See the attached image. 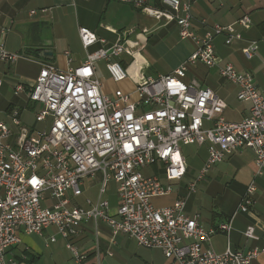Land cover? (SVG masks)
<instances>
[{
  "label": "built area",
  "instance_id": "built-area-1",
  "mask_svg": "<svg viewBox=\"0 0 264 264\" xmlns=\"http://www.w3.org/2000/svg\"><path fill=\"white\" fill-rule=\"evenodd\" d=\"M119 1L158 20L175 22L180 38L193 41L195 51L171 74L145 80L132 94L121 89L108 94L96 71L98 62L105 61L114 83L127 79L118 59L131 53L122 37L113 46L88 54L79 66L60 70L51 63L42 64L27 91L28 103L38 106L35 124L42 127H23L21 107L7 110L17 132L0 121V264H19L12 250L21 243V235H43L51 228L66 242L74 264H85L86 257L69 240L82 224L98 221L114 237L125 235L139 247L161 251L169 264H253L264 256V245L246 252L227 249L217 253L208 244L217 233H230L237 212L250 211L254 181L246 187L230 221L217 228L206 229L198 215H188L184 197L177 196L160 207L153 203L171 197L187 176L189 167L181 145L205 146L208 154L197 178L186 185L190 195L214 166L238 149H250L255 176L264 174V94L252 73L238 72L231 63L220 66L214 46L218 37L228 47L241 42V32L235 25L203 23L207 29L196 35L192 28L195 0H163L166 9L161 10L148 7L147 0ZM249 19L243 15L236 24L247 30ZM79 38L85 50L105 43L84 27L79 28ZM257 51L256 41L241 49L246 60ZM19 59L30 60L0 45V62L10 65ZM197 64L209 70L218 68L219 75L237 88V100L250 104L247 117L228 121L224 115L227 104L213 90L185 82L187 72ZM2 84L0 79V88ZM25 90L21 84L15 87L16 93ZM150 168L151 174L144 175L142 170ZM96 174L101 178L97 200L86 199V207L74 205V199L83 194L84 179ZM111 182L117 185L115 206L103 199ZM243 234L259 239L254 226ZM49 241L55 243L56 236Z\"/></svg>",
  "mask_w": 264,
  "mask_h": 264
},
{
  "label": "crops",
  "instance_id": "crops-1",
  "mask_svg": "<svg viewBox=\"0 0 264 264\" xmlns=\"http://www.w3.org/2000/svg\"><path fill=\"white\" fill-rule=\"evenodd\" d=\"M146 5L156 10L166 9L163 0H147ZM32 11H35V14L32 15ZM192 14V28L199 36L203 35L206 26H236L242 34L241 42L228 47L224 44L223 37L215 40L214 46L221 60L220 66L231 63L238 72L252 73L259 92L264 94V0H195ZM243 15H248L251 20V26L247 30H242L236 24V20ZM80 27L91 29L105 43H96L85 50L79 38ZM173 32H176V35L172 36ZM120 37L131 53L118 59L126 71L127 79L121 83H114L110 77L105 79L99 62L96 65L97 76L99 79L102 77L104 90L108 94L116 89L132 94L135 87L145 80L171 74L195 51L193 41L180 38L175 22L158 20L140 8L119 0H0V45L3 44L11 54H23L30 59H19L10 65L0 62V79L3 83L0 88V104L3 101L8 102L9 109L14 108L13 100L21 103L15 97L16 85H23L26 90L22 93L27 96V91L38 78L42 64L51 63L60 70L79 66L87 59L88 54L113 46ZM253 41L259 42L258 51L251 60H246L241 49ZM44 53L48 55L44 56ZM66 53L69 54L68 57ZM68 58L71 59L70 63ZM227 59L230 62L226 61ZM158 63L162 65L159 66ZM157 65L158 68L155 69ZM201 66L203 65L197 64L189 69L184 79L187 84L195 83L207 87L194 77L198 75L196 71ZM104 69L106 70L105 64ZM209 71H215L216 75L220 76L218 68ZM151 72L155 74V78L146 76ZM210 89L227 104L224 115L228 121L240 122L249 115L250 104L237 100V88L232 83L227 89L220 86L219 92ZM25 104L27 105V102ZM25 104L20 107H26ZM210 171L214 176L213 180H223L227 184L223 189L224 196L215 202L217 209L213 207L216 212L202 214L199 209H190V201L193 204L194 200H198L185 189L186 185L193 181L191 178L176 185L174 194L165 204H171L177 196L184 197L187 200L188 215H198L199 222L206 229L217 228L220 224L230 221L239 208L246 187L254 181L256 192L250 211L237 212L231 220L230 233L214 235L208 248L217 253H224L227 249L246 252L254 247H262L264 174L255 176L253 152L250 149H238L225 156L223 162ZM86 180L88 187H93L99 185L101 178L96 174L95 177L84 179V186ZM203 182L206 188L213 185L211 178L210 181ZM195 207L201 209L202 205L198 203ZM248 226L255 227L258 240L244 236ZM56 233V229L51 228L43 235H21V243L13 248L12 256L19 264H74L73 253L66 248V242ZM54 235L56 242L50 243L49 239ZM69 242L86 257L85 264H169L168 261L160 262L148 251H141L149 249L139 247L128 236L114 237L109 227L101 221L96 224H82L77 235ZM137 255L140 263L133 261ZM253 264H264V256L257 258Z\"/></svg>",
  "mask_w": 264,
  "mask_h": 264
},
{
  "label": "rangeland",
  "instance_id": "rangeland-1",
  "mask_svg": "<svg viewBox=\"0 0 264 264\" xmlns=\"http://www.w3.org/2000/svg\"><path fill=\"white\" fill-rule=\"evenodd\" d=\"M176 35V32H173L174 36ZM216 40V39H215ZM216 43V41H214V44ZM258 46H259V42ZM243 59V58H242ZM229 61L230 60H226ZM104 64L105 61H100L99 65H101V70H102V74L104 76L105 79L109 78L110 75L108 72H106V70L104 69ZM158 65H162L161 63H158ZM158 65L155 66V69L158 68ZM196 74L194 77L199 80L200 82H202V84L204 86L213 88L215 91H218L220 86H223V88L227 89L228 87H230L231 83L226 81L225 79H223L222 77L216 75L217 73L215 71H209L208 68H206L205 66H201L198 67ZM148 76H152V77H156L154 73H149L146 75ZM191 77H193V75H189ZM220 78H222L223 80H221ZM102 80V77H101ZM105 84V82H104ZM15 92V91H14ZM219 92V91H218ZM16 93V92H15ZM16 95V96H15ZM14 96L17 97L18 100H20L21 103H18L16 101H12L14 103V107L18 108L21 105L25 104L26 102L28 103V96H26V94L21 93H16ZM12 97V96H11ZM15 97H13L14 99H16ZM26 107H24V111L20 117L21 123L23 127L26 128H32V127H36L38 129H40L42 127V125L40 124H35V113L38 110V106L34 103H28L27 105L25 104ZM9 107V103L8 102H1L0 104V121H4L8 124V126L11 128V130L13 132H17V128L15 126L12 125V122L9 118V116L7 115V109ZM181 150L184 153V155L186 156L187 159V163H188V173L187 176L185 178V181L190 180H195L199 174V172L201 171V169H203V166L205 164V161L208 157L207 154V149L206 147H199L196 145H189L188 146H183L181 145ZM144 175H150L152 172V169H144L142 170ZM211 173V171L209 172ZM207 175V177H205V180L203 181H210V178L213 181V185L209 188H206V185L203 181H201L200 183L197 184V188H196V193L193 194V197H197V202L194 200L193 204L189 203V207L192 210H198L200 211L202 214H209L210 211H214L216 212L214 208L215 207V202H217V200L219 198H221L222 196H224V186H226L227 184L223 181H216L213 180L214 176H212V173ZM88 180L85 181V186L82 188L83 191V195L80 197H77L74 199L73 204L77 205L79 207H86V199H89L93 202H95L97 200V196H98V191H99V186L98 185H94L93 187H88ZM183 182V181H182ZM183 184V183H182ZM110 186L108 187V193L106 195L103 196V199L109 200L112 206H115L117 204V194H116V188L117 185L114 182H111L109 184ZM186 189V187H185ZM169 199H160V200H154L153 203L154 205H156L157 207H160L162 204H164L165 202H168ZM199 203V205H202V208H196L195 206ZM192 207V208H191ZM217 209V208H216ZM136 244V243H135ZM141 251H148L149 254H154V256L162 263H165L167 261H165V257L162 255V252H153V251H149V250H141ZM140 255V254H139ZM136 260H133L134 263H140V259L138 258V255L135 257Z\"/></svg>",
  "mask_w": 264,
  "mask_h": 264
},
{
  "label": "water",
  "instance_id": "water-1",
  "mask_svg": "<svg viewBox=\"0 0 264 264\" xmlns=\"http://www.w3.org/2000/svg\"><path fill=\"white\" fill-rule=\"evenodd\" d=\"M48 55V53H44V56H47Z\"/></svg>",
  "mask_w": 264,
  "mask_h": 264
}]
</instances>
